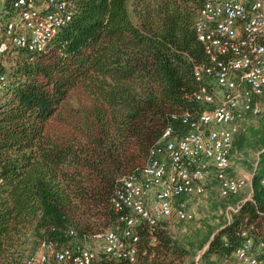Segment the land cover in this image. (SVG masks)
Listing matches in <instances>:
<instances>
[{"label":"trees","instance_id":"1","mask_svg":"<svg viewBox=\"0 0 264 264\" xmlns=\"http://www.w3.org/2000/svg\"><path fill=\"white\" fill-rule=\"evenodd\" d=\"M71 1V21L19 59L0 93V264H22L41 241L120 231L111 205L120 178L140 173L166 127L184 134L182 115L204 109L192 98L202 85L194 67L208 64L194 29L202 0H133V19L129 0ZM249 140L259 152L250 197L208 239L203 261L234 259L242 232L264 240V125ZM165 229L137 227L135 264L183 263L189 253Z\"/></svg>","mask_w":264,"mask_h":264},{"label":"built area","instance_id":"2","mask_svg":"<svg viewBox=\"0 0 264 264\" xmlns=\"http://www.w3.org/2000/svg\"><path fill=\"white\" fill-rule=\"evenodd\" d=\"M73 13L71 0H0V57L30 59L42 53ZM194 29L208 64L194 67L202 85L192 98L204 109L182 115L184 134L166 127L140 173L120 178L111 205L121 230L99 231L71 246L41 241L22 264H135L139 225L153 235L161 221H192L180 199L202 195L213 180L222 198L247 185V179L230 178L228 171L235 136L248 118L261 113L264 101V0H202ZM8 84L0 70V93ZM69 236L75 233L70 230ZM240 237L232 254L237 264H264L259 257L264 240L246 231ZM93 243H100L99 253Z\"/></svg>","mask_w":264,"mask_h":264},{"label":"rangeland","instance_id":"3","mask_svg":"<svg viewBox=\"0 0 264 264\" xmlns=\"http://www.w3.org/2000/svg\"><path fill=\"white\" fill-rule=\"evenodd\" d=\"M132 1L129 0L128 11L131 19L134 18L132 11ZM24 55L17 54L12 57H0V70L4 71L9 79L17 62ZM261 113L257 117L248 118L243 123L244 131L235 136L234 141H239V146L233 145L230 158V168L228 176L230 178L244 177L247 179V185L234 197L224 199L219 195V186L216 181H212L206 191L200 196H190L180 199L179 202L185 204L188 212L193 214V220L190 222H179L174 218L161 221L158 228L165 225V232L170 238L177 243L180 248L186 250L189 255L183 259L182 264H209L215 261L216 264H237L234 259L226 261H216L211 257L209 262L201 260V256L208 246V239L212 238L214 234L226 223V220L231 218L228 207H235L239 201L247 198L249 195V179L252 170L258 158V149L252 148L247 144L250 141L251 130L260 129L264 125V101L260 103ZM241 147V148H239ZM163 222L165 224H163ZM106 230V229H105ZM103 231V230H102ZM80 240L74 239L72 244L79 243ZM36 244L31 246L25 255L33 252ZM96 252H100V243H93L92 245Z\"/></svg>","mask_w":264,"mask_h":264},{"label":"crops","instance_id":"4","mask_svg":"<svg viewBox=\"0 0 264 264\" xmlns=\"http://www.w3.org/2000/svg\"><path fill=\"white\" fill-rule=\"evenodd\" d=\"M251 176H252V173H251ZM251 176H250V179H249V186H250V180H251ZM250 194H251V188L249 190V195L247 196V198L250 197ZM247 198H244L243 200L247 199ZM230 221V218L226 220V222H229Z\"/></svg>","mask_w":264,"mask_h":264}]
</instances>
